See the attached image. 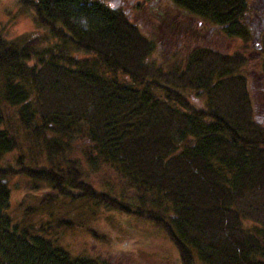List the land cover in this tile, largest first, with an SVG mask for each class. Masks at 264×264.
Segmentation results:
<instances>
[{
	"label": "trees",
	"instance_id": "obj_1",
	"mask_svg": "<svg viewBox=\"0 0 264 264\" xmlns=\"http://www.w3.org/2000/svg\"><path fill=\"white\" fill-rule=\"evenodd\" d=\"M19 1L46 32L0 30V159L20 145L7 105L25 135L42 138L46 157L25 150L0 162V264H112L58 240L57 227L70 221L38 212L59 197L151 220L181 264H264V119L254 116L257 102L264 108V26L257 46L251 12L262 0H172L183 10L157 16L167 26L159 38L185 43L163 67L147 58L155 41L119 4ZM216 35L260 53V94L249 89L244 51L214 46ZM47 36L56 40L43 44ZM77 137L85 149L70 155ZM101 166L132 195L94 186L89 169ZM13 173L43 185L36 204L18 202L19 215L2 180Z\"/></svg>",
	"mask_w": 264,
	"mask_h": 264
},
{
	"label": "rangeland",
	"instance_id": "obj_2",
	"mask_svg": "<svg viewBox=\"0 0 264 264\" xmlns=\"http://www.w3.org/2000/svg\"><path fill=\"white\" fill-rule=\"evenodd\" d=\"M104 1L119 4L129 11L133 21L155 41L156 47L149 53L148 60L159 63L162 67L171 60L170 57L176 52V44L180 37L173 38L172 41L166 44L161 42L160 34L167 29V26L166 22L160 21L157 16L163 14L162 16L167 15L172 19L174 18L173 13H181L183 8L176 5L172 0ZM136 4L139 5L138 9L134 8ZM259 6V8L251 10L254 16L253 42L257 46H259L260 31L264 26V21L260 19L258 13H262L264 0L261 1ZM183 16L185 21H189V15ZM79 20L85 21L83 16ZM193 21H197V18H193ZM202 21L204 24H208L205 19ZM0 30L9 36L19 34L30 36L46 32L44 25L37 24L34 21L32 8L23 5L19 0H0ZM177 32H180V34L183 32L185 34L189 33V31L186 32L183 29ZM55 40L54 37L47 36L42 43H52ZM201 40L203 41V39ZM210 42L218 48L229 51L235 48L244 51L247 62L242 66V70L247 75L249 89L252 94H260V80L256 72L260 53L256 49L243 48L242 41L239 38L227 39L216 35ZM184 43L183 40H180L178 44L184 47ZM163 44L165 45L162 46ZM180 45L178 47H181ZM71 50V52H76L78 55L81 54V50ZM118 75L122 79H127V75L124 73L119 72ZM7 110L14 122V127L19 130L20 145L6 152L0 162L14 163L16 154L25 150L38 158H45L46 152L43 148L42 138L25 135L23 133L24 129H21L20 124H17L15 120L14 106L7 105ZM254 116L258 120L264 119V108L258 102ZM85 145L86 140L77 137L70 143L68 152L70 155H81ZM82 165L86 169L89 168L85 162H82ZM88 175L94 186H110L119 193H121V190L125 196H130L133 193L131 189L127 188L128 185L123 178H120L105 166H101L96 171L89 169ZM4 179H7L11 188L10 212L16 215L20 214L19 201L32 204L38 202L43 185L34 186L29 178L19 173L2 177V180ZM47 210L49 212L53 211L54 215L70 221L69 224H60L57 230L59 231L58 240L64 243L73 253L91 254L104 258L112 264H181L175 244L159 225L149 219L108 207L103 203H94L92 200L70 201L66 197H59L51 201L38 213H44V216H46ZM194 264L204 263L195 259Z\"/></svg>",
	"mask_w": 264,
	"mask_h": 264
}]
</instances>
